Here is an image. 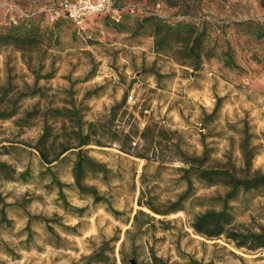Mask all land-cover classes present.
Wrapping results in <instances>:
<instances>
[{"label":"rangeland","instance_id":"rangeland-1","mask_svg":"<svg viewBox=\"0 0 264 264\" xmlns=\"http://www.w3.org/2000/svg\"><path fill=\"white\" fill-rule=\"evenodd\" d=\"M60 1L0 0V35H32L0 41V264H264L190 229L228 192L197 170L264 174V0H118L119 23L81 25L51 19ZM146 17L203 32L198 57L156 48ZM79 150L109 171L83 181L107 204L74 186ZM228 207L264 231V188Z\"/></svg>","mask_w":264,"mask_h":264},{"label":"trees","instance_id":"trees-1","mask_svg":"<svg viewBox=\"0 0 264 264\" xmlns=\"http://www.w3.org/2000/svg\"><path fill=\"white\" fill-rule=\"evenodd\" d=\"M66 0H62L64 2ZM58 3V4H59ZM58 4L52 6L57 7ZM109 19L108 17H104ZM54 20H61L56 18ZM112 21V20H111ZM113 22V21H112ZM144 22L152 30V34L155 40L156 48H160L159 45L167 40L170 35H174L177 39L176 41L182 40L188 45L187 53L190 56L198 57L200 48L202 47L201 41L204 38V33L199 32L194 36L197 31L194 26L186 23H177L175 25H168L163 23L160 19L156 17H146ZM115 23V22H114ZM22 30V29H21ZM23 32V33H22ZM32 35L27 31H18L14 35H0V41L7 42H22L23 40H31ZM89 141L85 138L79 143V147L87 146ZM68 149H63L57 158L64 154ZM40 158L43 163L48 165L52 161L47 160V157L40 152ZM54 160V161H55ZM73 183L76 189L84 195L89 196L94 204L106 203L107 202L98 195L97 191L90 187H85L83 181L89 176H101L106 178L109 171L102 165L93 162L88 158L82 151H77L76 160L73 165ZM8 172V167L4 164H0V173L6 174ZM197 178L204 181L208 186H213L217 184H222L226 186L228 192L225 197L221 200L222 208L219 211H206L202 214L195 216L190 223V229L199 237L205 238L207 240H214L223 238L227 243L231 244L233 248L239 250H246L249 252L254 251H264V231H250L238 225L234 221L233 215L230 213L228 204L235 201L240 193H247L260 188H264V174H256L252 177L238 179L231 174L223 171L214 170H197ZM52 183L55 184L58 190V195L63 201L65 206H68L65 202L64 195L62 193L63 186L53 177L51 179ZM188 198L187 193L184 194L179 200L170 206V212L176 213L182 210V203ZM153 211L151 207L148 208ZM111 213L116 216L118 213L116 211H111ZM0 223L6 222L4 212H0ZM151 264H160L156 258H152Z\"/></svg>","mask_w":264,"mask_h":264},{"label":"built area","instance_id":"built-area-1","mask_svg":"<svg viewBox=\"0 0 264 264\" xmlns=\"http://www.w3.org/2000/svg\"><path fill=\"white\" fill-rule=\"evenodd\" d=\"M50 13L52 20L60 18L74 25H81L92 16L108 17L119 23L123 11L118 0H66L51 8Z\"/></svg>","mask_w":264,"mask_h":264},{"label":"water","instance_id":"water-1","mask_svg":"<svg viewBox=\"0 0 264 264\" xmlns=\"http://www.w3.org/2000/svg\"><path fill=\"white\" fill-rule=\"evenodd\" d=\"M130 264H135L134 262H130Z\"/></svg>","mask_w":264,"mask_h":264}]
</instances>
